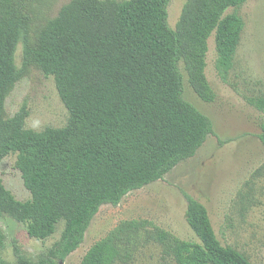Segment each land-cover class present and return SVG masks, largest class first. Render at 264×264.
I'll return each instance as SVG.
<instances>
[{
    "label": "trees",
    "instance_id": "obj_1",
    "mask_svg": "<svg viewBox=\"0 0 264 264\" xmlns=\"http://www.w3.org/2000/svg\"><path fill=\"white\" fill-rule=\"evenodd\" d=\"M169 1L70 0L39 30L34 46L25 16L0 14V161L16 155L30 193L19 200L0 179V217L24 224L38 239L63 223L58 239L35 255L13 240L12 261L1 255L0 228V264H59L82 243L100 206L117 205L130 191L160 180L213 133L210 118L183 97V73L199 99L214 100L205 74L208 39L214 35L215 68L225 81L244 29L238 9L247 0H186L174 28L167 22ZM28 60L52 76L69 112L65 126L26 128L24 106L3 116L6 92ZM247 101L264 113V95ZM258 138L264 146V122ZM184 195L185 221L196 240L146 220L123 221L78 264H131L137 244L153 242L163 260L176 264H252L220 242L205 205Z\"/></svg>",
    "mask_w": 264,
    "mask_h": 264
},
{
    "label": "rangeland",
    "instance_id": "obj_2",
    "mask_svg": "<svg viewBox=\"0 0 264 264\" xmlns=\"http://www.w3.org/2000/svg\"><path fill=\"white\" fill-rule=\"evenodd\" d=\"M69 1L0 0V14L13 11L25 16L29 43L34 46L39 30ZM185 1H169L167 22L171 28L175 27ZM238 13L244 29L225 81L215 68L214 35L208 39L205 74L215 92L214 100L199 99L183 73V97L210 118L213 133L192 157L179 162L160 180L130 191L117 205L100 206L82 243L61 264H78L94 242L128 220H146L180 239L196 240L185 221V193L205 205L223 245L244 253L252 264H264V146L258 138L264 113L247 101L251 96L264 95V0H247ZM22 58L18 45V66ZM22 106L27 112L24 126L35 131L65 126L69 119L52 76H45L31 60L6 92L3 116H13ZM15 161L13 153L0 161V179L17 199L26 200L30 193ZM62 226V222L58 223L51 236L38 239L28 235L24 224L1 216L0 228L5 235L1 255L13 260V240L29 256L40 253L58 239ZM142 244H137L131 264H176L161 258L158 244Z\"/></svg>",
    "mask_w": 264,
    "mask_h": 264
},
{
    "label": "water",
    "instance_id": "obj_3",
    "mask_svg": "<svg viewBox=\"0 0 264 264\" xmlns=\"http://www.w3.org/2000/svg\"><path fill=\"white\" fill-rule=\"evenodd\" d=\"M62 262L61 261H59V264H61Z\"/></svg>",
    "mask_w": 264,
    "mask_h": 264
}]
</instances>
